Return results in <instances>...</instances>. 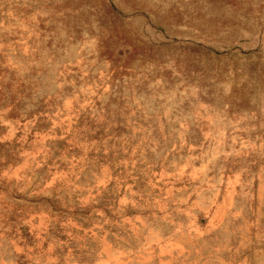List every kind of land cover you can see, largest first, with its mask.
<instances>
[{"label": "rangeland", "instance_id": "obj_1", "mask_svg": "<svg viewBox=\"0 0 264 264\" xmlns=\"http://www.w3.org/2000/svg\"><path fill=\"white\" fill-rule=\"evenodd\" d=\"M0 264H264V0H0Z\"/></svg>", "mask_w": 264, "mask_h": 264}]
</instances>
